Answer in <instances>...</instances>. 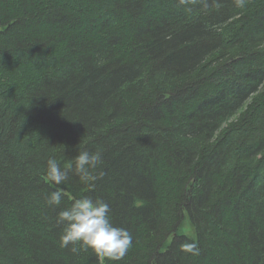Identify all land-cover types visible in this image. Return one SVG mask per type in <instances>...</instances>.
<instances>
[{
    "label": "trees",
    "instance_id": "16d2710c",
    "mask_svg": "<svg viewBox=\"0 0 264 264\" xmlns=\"http://www.w3.org/2000/svg\"><path fill=\"white\" fill-rule=\"evenodd\" d=\"M82 196L121 260L60 247ZM0 264H264V0H0Z\"/></svg>",
    "mask_w": 264,
    "mask_h": 264
},
{
    "label": "clouds",
    "instance_id": "9594fccd",
    "mask_svg": "<svg viewBox=\"0 0 264 264\" xmlns=\"http://www.w3.org/2000/svg\"><path fill=\"white\" fill-rule=\"evenodd\" d=\"M180 2L185 3L186 0ZM101 163V151H80L74 160L63 166L55 157H51L47 160V179L61 185L68 181L69 172L74 170L84 184L91 186L99 178L94 170ZM63 199L64 194L60 190L53 191L47 198V204L58 207ZM110 213V205L103 198H75L69 207L61 209L57 214L56 222L64 226L60 247L68 248L72 245L70 250L73 253L91 249L108 260H121L131 248L133 236L128 229L114 226L110 222ZM184 250L196 254V245L189 244Z\"/></svg>",
    "mask_w": 264,
    "mask_h": 264
},
{
    "label": "rangeland",
    "instance_id": "374dc122",
    "mask_svg": "<svg viewBox=\"0 0 264 264\" xmlns=\"http://www.w3.org/2000/svg\"><path fill=\"white\" fill-rule=\"evenodd\" d=\"M186 228L190 229L189 224H186Z\"/></svg>",
    "mask_w": 264,
    "mask_h": 264
}]
</instances>
